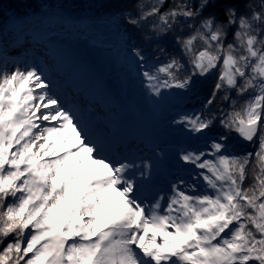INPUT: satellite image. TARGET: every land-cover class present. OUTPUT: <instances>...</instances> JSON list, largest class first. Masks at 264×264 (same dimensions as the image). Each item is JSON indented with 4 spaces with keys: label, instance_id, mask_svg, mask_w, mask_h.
Here are the masks:
<instances>
[{
    "label": "snow or ice",
    "instance_id": "6c2138e0",
    "mask_svg": "<svg viewBox=\"0 0 264 264\" xmlns=\"http://www.w3.org/2000/svg\"><path fill=\"white\" fill-rule=\"evenodd\" d=\"M166 2L141 5L128 23L158 19L149 41L183 26L180 58L153 62L156 54L136 44L128 58L155 97L191 92L197 78L218 73L209 114L172 121L189 141L176 159L192 182L159 186V145L139 162L113 154L42 70L0 67V264H264V0L243 12L224 0H173L162 11ZM214 7L223 21L208 12ZM232 92L246 98L221 110L223 130L212 135L209 105ZM230 133L254 151L234 154Z\"/></svg>",
    "mask_w": 264,
    "mask_h": 264
},
{
    "label": "trees",
    "instance_id": "16d2710c",
    "mask_svg": "<svg viewBox=\"0 0 264 264\" xmlns=\"http://www.w3.org/2000/svg\"><path fill=\"white\" fill-rule=\"evenodd\" d=\"M154 2L155 0H0V67L26 61L23 57L29 53L42 60L49 58L48 53L44 51L47 42L53 39H58L64 45L68 44L76 51L86 53L89 59L93 57L92 61L100 67L105 82L114 90L115 98L129 105L133 101H138L151 115L155 128L153 134L157 133L161 141L157 142L150 136L142 139L144 143L141 144L138 139L137 148L140 151H137L143 157L149 156L152 154V148L159 145L164 149L163 160H170L167 163L169 165L166 167L167 170L159 171V179L170 182L177 177H183L191 183V169L176 159L179 147L187 146L189 141L180 134L177 130L178 126L172 121L180 114L199 113L204 110L203 106L211 98L218 73L213 70L206 77L197 78V85L191 92L170 89L164 90L163 97H155L146 89L137 74L136 66L128 58L129 45H143L147 53L156 54L152 56L153 62L157 57L167 62L171 56H176L178 59L181 56L176 36L179 34L186 37V32L181 26L177 32L159 35L149 41L146 36L152 34L153 23H158V19L148 17L141 22V26H132L128 23L129 14L138 17L141 5L144 11H148ZM172 2L173 0H167L162 11H165ZM248 2L249 0H224V3L239 4L241 12L246 10ZM251 2L255 4L258 0ZM208 12L215 13L220 21L225 19L222 8L214 7ZM207 14L204 13L205 17ZM232 38L233 30L230 29L227 39L231 41ZM9 49L17 52L7 58L5 54H12L11 50L8 52ZM159 49H164V52L161 53ZM184 62L186 58L182 61ZM230 95L229 101L218 98L209 105L216 124L212 135L223 130L216 123L222 115L221 110L230 111L232 101H237L239 106L246 98L237 97L234 92ZM107 111L109 116H115L113 105ZM204 111L206 115L209 114ZM229 135L235 142L234 154L243 155L254 151L251 144L248 145L240 140L235 133ZM196 146H202V142ZM250 181L251 176L245 181V186Z\"/></svg>",
    "mask_w": 264,
    "mask_h": 264
},
{
    "label": "rangeland",
    "instance_id": "374dc122",
    "mask_svg": "<svg viewBox=\"0 0 264 264\" xmlns=\"http://www.w3.org/2000/svg\"><path fill=\"white\" fill-rule=\"evenodd\" d=\"M53 42H47V44H50V48L47 47L44 52L49 53V55H52V51L57 49L59 51L60 48H63V46L57 47L59 44L63 45L62 42L59 43L58 39H53ZM57 47V48H56ZM11 49H9L8 52ZM16 50L12 51L11 53L5 54L7 58L12 57L14 54H16ZM81 52V51H80ZM80 55L86 56L83 52L78 53ZM33 54H26L23 59H26V61H21V62H15L13 64L7 65V68L9 70H14L16 67L24 68L25 66L28 67H36L39 70H42L44 73V76L47 78V81L50 82V90L52 93H54L56 96H58L61 100L62 103L68 105L71 108L73 107V103L78 102L79 104L77 105V109L80 108L79 110L73 109L75 112L81 111L80 118L82 119L83 122L88 124V127L90 129L89 134L92 135L93 133L96 132H101L105 136V141H106V146L107 149L113 154H119L121 153L122 157L123 156H128L129 158L132 159H137L139 162L138 158L143 157L142 154H139L137 150L138 149V144L137 140L140 139V143L142 144V139H147L152 136L155 141L160 142L161 137H159L156 134H153L155 131L154 128V122L151 119V115L147 113L143 109V105L138 102V101H133L130 103L131 106H129V103L123 102L120 103L119 100L115 99L114 92L113 90L108 86V83L105 81L102 82H97L94 77H99L101 80L105 76L104 74L99 70L100 67L95 65L93 63V57L91 59L85 58L86 61L80 57V59L75 63V67L77 69L74 72V80L72 87L70 89H65L66 84H69L66 77L67 74V69H64V66L68 68L70 63H72V58L71 55L68 53H63L62 59L60 60H68L65 64L64 62L58 61L61 58V55L58 59L55 58V60L51 59H41L37 58ZM20 57V55H17ZM3 58V57H2ZM1 58V60H2ZM41 59V60H40ZM10 60V59H9ZM1 62V61H0ZM4 65V66H5ZM1 65V67H4ZM84 69V70H81ZM57 73L58 75H54V73ZM69 79V78H68ZM97 79V78H96ZM87 84V85H86ZM85 85L84 89L87 90L89 93L90 91L93 90V93H103L105 94V97H100L98 95L96 96H91V94L85 93L82 94L81 92L76 93L78 95H75L76 87ZM109 87V88H108ZM111 89V90H110ZM67 91V92H66ZM84 95V96H83ZM68 96V97H67ZM74 97V101L71 102V97ZM91 99L93 102L92 107L88 109V107L85 105V103L82 105V102L86 101L87 99ZM116 102L115 104H118V102L121 105V110L115 111L114 114L115 116H109L108 111L105 115L101 113V111H98V114L95 112L96 106L99 105L101 107V104H99L100 100L102 103V107H106L107 109L110 107V105L113 103L114 99ZM72 103V104H71ZM119 105V104H118ZM83 106V109H82ZM85 108V111L83 112ZM78 112V113H79ZM135 112L137 114H135ZM111 124V125H110ZM113 129H112V128ZM153 129V130H152ZM122 130H127L128 132L122 131ZM123 132V133H122ZM118 133H122L119 134ZM126 142V143H125ZM125 143V144H124ZM144 147H142L143 149ZM145 156V157H150ZM170 160H163L162 166L160 168V171L166 169L169 165L167 164ZM167 170V169H166ZM160 175H158L157 180H159ZM159 184V183H158ZM167 183H161L159 186L161 187H167Z\"/></svg>",
    "mask_w": 264,
    "mask_h": 264
},
{
    "label": "bare ground",
    "instance_id": "6f19581e",
    "mask_svg": "<svg viewBox=\"0 0 264 264\" xmlns=\"http://www.w3.org/2000/svg\"><path fill=\"white\" fill-rule=\"evenodd\" d=\"M63 53H68V54H70L69 53V51L68 50H62L61 51V58L58 60V61H60L61 59H62V55H63ZM71 55V54H70ZM71 58H72V63H70L69 65H67V66H69L68 68H66L65 66H64V69H67L68 71H67V73H70V70H73L74 68H75V63H77V61L80 59L78 56H76L74 53L71 55ZM69 60V59H68ZM67 60V61H68ZM66 60H62V62H64L65 64H68V63H66L67 62ZM61 62V61H60ZM61 62V63H62ZM81 70H84V69H81ZM54 75H58L56 72L54 73ZM97 78V79H96ZM94 77V79L97 81V82H100V81H102L103 82V79L101 80L99 77ZM73 80H74V78H72V79H70L69 80V84L65 87V89L67 90V89H70L71 87H72V84H73ZM87 85V84H86ZM85 85H82V87L81 86H78V87H76V91H75V95H78V94H76V93H79V92H81L82 94H85V93H88V94H91L92 92H93V90L92 91H90V93L87 91V90H85L84 87ZM67 92V91H66ZM96 95H98L99 96V98L100 97H105V94H103V93H93V94H91V96H96ZM84 96V95H83ZM68 97V96H67ZM71 102H73L74 101V97L72 96L71 98ZM101 101V100H100ZM84 103H86V101H84V102H82V105L84 104ZM72 104V103H71ZM79 103L78 102H75V103H73L72 105H73V109H77V105H78ZM80 108H78L77 110H79ZM82 109H83V106H82ZM102 110V107H99V106H96V108H95V112L98 114V111H101ZM85 111V108H84V110H83V112ZM79 111H77L76 112V114H77V116L79 115V114H81V111L78 113ZM101 113H102V111H101ZM78 118H80V116H78ZM122 131H125V134H126V132H128L127 130H122ZM123 133V132H122ZM122 133H118V135L119 134H122ZM120 157H122V155H121V153H119L118 154Z\"/></svg>",
    "mask_w": 264,
    "mask_h": 264
},
{
    "label": "water",
    "instance_id": "95a60500",
    "mask_svg": "<svg viewBox=\"0 0 264 264\" xmlns=\"http://www.w3.org/2000/svg\"><path fill=\"white\" fill-rule=\"evenodd\" d=\"M69 53L72 55L73 54V51L70 50ZM245 143L249 145L248 142L245 141Z\"/></svg>",
    "mask_w": 264,
    "mask_h": 264
}]
</instances>
